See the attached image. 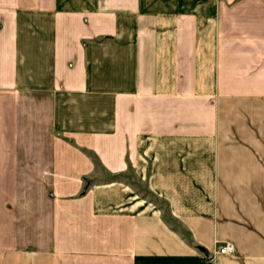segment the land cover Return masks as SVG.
Wrapping results in <instances>:
<instances>
[{"label":"crops","instance_id":"obj_1","mask_svg":"<svg viewBox=\"0 0 264 264\" xmlns=\"http://www.w3.org/2000/svg\"><path fill=\"white\" fill-rule=\"evenodd\" d=\"M0 264H264V0H0Z\"/></svg>","mask_w":264,"mask_h":264},{"label":"built area","instance_id":"obj_2","mask_svg":"<svg viewBox=\"0 0 264 264\" xmlns=\"http://www.w3.org/2000/svg\"><path fill=\"white\" fill-rule=\"evenodd\" d=\"M217 252L232 255L234 252V246L230 242L221 243L217 247Z\"/></svg>","mask_w":264,"mask_h":264},{"label":"rangeland","instance_id":"obj_3","mask_svg":"<svg viewBox=\"0 0 264 264\" xmlns=\"http://www.w3.org/2000/svg\"><path fill=\"white\" fill-rule=\"evenodd\" d=\"M128 176H130V175H128ZM130 178V177H129ZM130 180V179H129ZM141 181H138L137 179H135L134 181H133V183L132 184H134V185H136L137 186V188H140L141 190H143L142 188H141V183H140ZM139 189V190H140ZM138 189H136V192H138L139 191Z\"/></svg>","mask_w":264,"mask_h":264},{"label":"trees","instance_id":"obj_4","mask_svg":"<svg viewBox=\"0 0 264 264\" xmlns=\"http://www.w3.org/2000/svg\"><path fill=\"white\" fill-rule=\"evenodd\" d=\"M85 190H86V187H84V189L82 190V193H84V192H85Z\"/></svg>","mask_w":264,"mask_h":264},{"label":"water","instance_id":"obj_5","mask_svg":"<svg viewBox=\"0 0 264 264\" xmlns=\"http://www.w3.org/2000/svg\"><path fill=\"white\" fill-rule=\"evenodd\" d=\"M207 254H208L209 256H211V254H210V253H208V252H207Z\"/></svg>","mask_w":264,"mask_h":264}]
</instances>
